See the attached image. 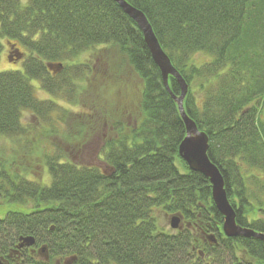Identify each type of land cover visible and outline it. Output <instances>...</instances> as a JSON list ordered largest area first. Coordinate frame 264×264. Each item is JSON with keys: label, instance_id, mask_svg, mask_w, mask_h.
I'll return each mask as SVG.
<instances>
[{"label": "trees", "instance_id": "trees-1", "mask_svg": "<svg viewBox=\"0 0 264 264\" xmlns=\"http://www.w3.org/2000/svg\"><path fill=\"white\" fill-rule=\"evenodd\" d=\"M125 1L185 81L236 223L264 234V0ZM3 45L15 69L0 70V264H264V241L223 235L208 179L178 155L177 105L113 0H0ZM110 51L141 81L134 117L107 90L125 85ZM97 136L105 168L75 160ZM173 215L184 227L161 225ZM21 236L34 245L17 249Z\"/></svg>", "mask_w": 264, "mask_h": 264}, {"label": "water", "instance_id": "water-1", "mask_svg": "<svg viewBox=\"0 0 264 264\" xmlns=\"http://www.w3.org/2000/svg\"><path fill=\"white\" fill-rule=\"evenodd\" d=\"M123 13L131 19L142 33L143 41L150 52L153 62L160 71L162 84L165 90L175 101L180 117L185 125L186 136L183 138L178 147V155L191 171L198 172L208 179L211 187V198L216 210L223 217L222 232L227 238H256L264 241V234L257 233L249 228L239 226L235 221V211L230 205L224 187V180L218 167L214 165L208 157L209 141L207 135L200 131L196 124L187 116L183 102L188 88L181 75L174 69L169 58L161 49L151 26L149 25L143 13L125 0H113ZM174 78L179 87L180 95L173 96L168 78ZM181 218L177 215L170 217V228L177 230ZM209 241L215 243L214 237L209 236ZM34 238L31 236H21L18 238L17 249L31 247L34 245ZM44 251V247L41 249Z\"/></svg>", "mask_w": 264, "mask_h": 264}, {"label": "rangeland", "instance_id": "rangeland-1", "mask_svg": "<svg viewBox=\"0 0 264 264\" xmlns=\"http://www.w3.org/2000/svg\"><path fill=\"white\" fill-rule=\"evenodd\" d=\"M27 0H21V2L24 4L26 3ZM3 44V43H2ZM4 46V45H3ZM109 52V51H107ZM110 58V60L118 67V69L122 72L121 75L122 76V80L125 82L124 84L127 86V88H124L125 85L120 88V90H118L117 85L114 84V82L112 80H110V86L107 90H109L110 96L114 97V101L117 103L118 100H121L122 98H127V100H130L131 104H134V107L130 110H133V115L132 117H134V113L136 112L135 109H137L138 107V103L140 100V91H141V81L140 79L135 75V73L133 72V70L128 66L126 60L124 59H119L118 57L115 56V53L111 52L108 54ZM95 66L98 68H101L102 70H104L105 65L104 63L102 64L101 67V62L100 61H96ZM15 69V66L12 65L8 60H7V48L6 46H4L3 51L1 52L0 55V70H12ZM99 74L101 73L100 70ZM101 76V74H100ZM102 78V77H101ZM36 85V95L41 98V99H47L46 95H44L39 88L38 84ZM117 96V97H116ZM130 98V99H129ZM125 100V101H127ZM64 107H66L67 109L71 110L74 113H78L79 112H83V108L78 107V108H71L70 106H67L65 104H62ZM85 111V110H84ZM129 111V112H130ZM30 120V115L29 114H24V118H23V122L26 124L28 121ZM123 121L126 123V120L123 119ZM101 142L102 140L100 139V136H97L95 138V140H93V142L90 144V146H88L82 157H75V160L77 161H86L87 163L94 165V166H98V167H104V164L102 163L101 160H99L98 158V154L100 151V146H101ZM106 170V169H105ZM108 172V170H107ZM47 178V175H45V179ZM46 182V180L44 181ZM235 189V188H234ZM7 207L6 206H0V218L4 215V213L6 212ZM256 210L255 208L253 209V211ZM160 222L161 225L164 226L167 230L170 231H175L172 230L170 228V216H161L160 217ZM180 228L184 227L183 222L180 223ZM61 263L58 264H65L66 263V259L64 260H60ZM70 262V261H67Z\"/></svg>", "mask_w": 264, "mask_h": 264}]
</instances>
